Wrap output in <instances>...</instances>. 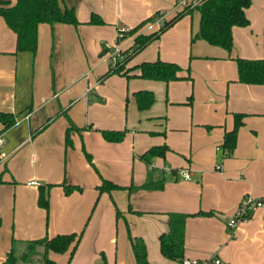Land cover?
<instances>
[{"label":"crops","instance_id":"1","mask_svg":"<svg viewBox=\"0 0 264 264\" xmlns=\"http://www.w3.org/2000/svg\"><path fill=\"white\" fill-rule=\"evenodd\" d=\"M250 1L249 25L232 28L230 52L191 41L199 29L194 7L125 66L138 75L134 67L143 62L177 64L182 79L167 83L104 77L110 62L102 46L130 49L136 37L184 11L179 0H62L79 24H40L35 53L16 51V36L0 16V111L16 116L8 130L0 124V264L16 246L23 264H43V248L31 241L80 232L70 260V249L47 257L57 264H136L131 237L143 241L148 264H180L161 255L159 236L168 231L169 214L197 212L213 214L187 217L184 259L264 264V205L233 235L226 227L245 196L264 200V85L239 83L235 62L264 60V0ZM92 15L103 24H89ZM119 28L128 31L116 43ZM139 91L153 93L148 109H137ZM234 114L244 115L243 126L233 155L221 159L217 147ZM70 124L81 132H70L67 148ZM115 130L124 140L107 142L102 131ZM162 145L164 157L140 159ZM102 179L150 187L99 193ZM64 182L82 191L65 195ZM40 187L48 211L38 206Z\"/></svg>","mask_w":264,"mask_h":264},{"label":"trees","instance_id":"2","mask_svg":"<svg viewBox=\"0 0 264 264\" xmlns=\"http://www.w3.org/2000/svg\"><path fill=\"white\" fill-rule=\"evenodd\" d=\"M250 0H201L200 3L192 10L199 13V29L192 37L191 41L203 40L211 46L222 48L228 52L233 46L232 28L246 27L249 21L245 16V10L250 6ZM191 9L186 8L177 14L170 21L162 24L160 29L148 36H138L134 40V44L129 50V55L118 64L115 68H109L104 77L112 74L124 76L126 79L137 77L146 80L170 82L182 79L179 76L181 68L174 63L163 62L157 60L155 62H143L136 67L139 71L138 75H128L130 69L125 70L126 64L140 52L146 45L157 39L160 34L171 27L184 15L190 14ZM0 16L4 19L6 25L16 36V51H28L35 53L37 48V29L40 24H69L77 26L79 24L75 11L72 8L63 6L62 0H15L13 5L8 1H0ZM92 25H102L103 21L97 16L92 15L89 22ZM132 29L129 33L134 34L140 26ZM102 55L108 50L102 46ZM237 66L238 82L247 85H264V60H247L242 58L235 59ZM134 68H132L134 70ZM138 110L148 109L154 102V95L149 91H139L133 94ZM243 114H234V126L231 131L225 132L223 142L220 146V157L225 159L231 157L236 147L237 133L243 126ZM16 123V116L11 113H3L0 111V124L2 132L8 130ZM72 130L81 132L73 124L65 132V146L71 147L72 142L69 134ZM102 136L107 142L119 143L123 140L125 132L123 131H102ZM168 148L165 145L155 146L147 150L140 156V159L149 164L153 158L164 157ZM87 162L92 165L91 156L83 149ZM4 181L0 174V184ZM65 195H69L74 191H82L78 186H71L64 182L62 185ZM150 185L142 186L131 185L123 187L113 184L105 179L101 180V184L97 187L99 193H110L113 190H127L132 193L140 188H148ZM38 206L48 211V200L46 193L42 187L39 188ZM129 211L130 207H129ZM119 213H117L118 216ZM212 212H197L192 215H184L178 213L169 214L168 231L159 236V249L161 255L168 260L178 261L184 258V238H185V221L190 216H211ZM82 232L79 234H61L52 238L44 237L35 241H31V245L41 246L44 251L43 264H57L47 257L49 252L55 254H64L70 249L71 259L74 250L81 238ZM131 249L136 264H148L146 248L141 239L131 238ZM24 258V257H23ZM15 259L10 252L4 264H14Z\"/></svg>","mask_w":264,"mask_h":264},{"label":"built area","instance_id":"3","mask_svg":"<svg viewBox=\"0 0 264 264\" xmlns=\"http://www.w3.org/2000/svg\"><path fill=\"white\" fill-rule=\"evenodd\" d=\"M201 0H179V5L184 6L185 8H194L196 7ZM128 30L125 28H119L116 34V43H118ZM103 46L108 50L105 54L110 62V67L115 68L118 64H121L122 61L129 55V50L123 51L118 45L110 46L107 43H104ZM2 138L0 137V145L2 144ZM217 151H220V147H217ZM216 169H220V165L216 166ZM182 176L185 179H190V175L186 172L182 173ZM264 205V200L262 198H255L250 195L245 196L240 204L235 209L233 215L227 221L226 227L229 235H233L238 225L247 220L255 210L262 208ZM180 264H221L218 259L207 258L203 260L198 259H182Z\"/></svg>","mask_w":264,"mask_h":264},{"label":"rangeland","instance_id":"4","mask_svg":"<svg viewBox=\"0 0 264 264\" xmlns=\"http://www.w3.org/2000/svg\"><path fill=\"white\" fill-rule=\"evenodd\" d=\"M263 32H264V31H263ZM263 36H264V33H263ZM113 75L116 76V77L118 76V74H112L111 76H113ZM121 78H124V76H123V77L121 76ZM115 131H117V130H115ZM123 140H124V138H123ZM123 140H122V141H123ZM19 250H21L20 252L23 251L22 249H19L18 246H16V249L14 250V252H12V250H10V252H12V255H13L14 257L17 258V262H16L15 264H23L21 260L24 261V259H20V258H18L19 255H20ZM10 252H9V253H10ZM9 253H7V256H8ZM27 255H28V254H27ZM54 255H55V254H54ZM58 255H59V254H58ZM7 256H6V257H7ZM38 259H40V263H43V258H42V257H41V258L39 257Z\"/></svg>","mask_w":264,"mask_h":264}]
</instances>
